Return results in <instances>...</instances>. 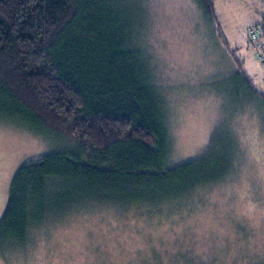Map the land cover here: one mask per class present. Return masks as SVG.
<instances>
[{
  "label": "rangeland",
  "instance_id": "374dc122",
  "mask_svg": "<svg viewBox=\"0 0 264 264\" xmlns=\"http://www.w3.org/2000/svg\"><path fill=\"white\" fill-rule=\"evenodd\" d=\"M109 2L148 56L168 164L222 172L155 203L68 201L27 241L1 242L0 264H264V67L248 38L264 0H215V17L200 0ZM39 122L0 100V220L21 165L85 151Z\"/></svg>",
  "mask_w": 264,
  "mask_h": 264
},
{
  "label": "trees",
  "instance_id": "16d2710c",
  "mask_svg": "<svg viewBox=\"0 0 264 264\" xmlns=\"http://www.w3.org/2000/svg\"><path fill=\"white\" fill-rule=\"evenodd\" d=\"M200 2L215 17V0ZM258 26L254 40L250 31ZM133 34L109 0H0V100L85 150L19 167L0 243L27 241L33 226L68 201L155 203L222 172L213 167L214 175L195 177L197 168L205 172L197 161L168 164L169 137L141 57L148 56ZM248 38L264 67V23L251 26ZM241 77L237 85L246 93L249 81Z\"/></svg>",
  "mask_w": 264,
  "mask_h": 264
},
{
  "label": "built area",
  "instance_id": "2783aa9c",
  "mask_svg": "<svg viewBox=\"0 0 264 264\" xmlns=\"http://www.w3.org/2000/svg\"><path fill=\"white\" fill-rule=\"evenodd\" d=\"M260 31H261V28L259 26L256 27V28H252L251 31H250L252 39L257 40V37L259 36ZM259 54H261L260 58L263 59L264 58V53L259 51Z\"/></svg>",
  "mask_w": 264,
  "mask_h": 264
},
{
  "label": "crops",
  "instance_id": "0c3cea01",
  "mask_svg": "<svg viewBox=\"0 0 264 264\" xmlns=\"http://www.w3.org/2000/svg\"><path fill=\"white\" fill-rule=\"evenodd\" d=\"M262 41L264 42V38L262 39ZM262 82H264V79H263V81ZM264 84V83H263Z\"/></svg>",
  "mask_w": 264,
  "mask_h": 264
}]
</instances>
